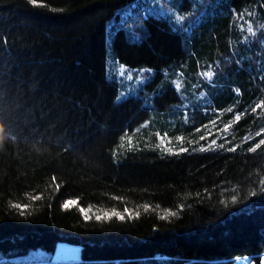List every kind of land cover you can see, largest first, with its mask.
<instances>
[{
	"label": "trees",
	"instance_id": "16d2710c",
	"mask_svg": "<svg viewBox=\"0 0 264 264\" xmlns=\"http://www.w3.org/2000/svg\"><path fill=\"white\" fill-rule=\"evenodd\" d=\"M0 122V264H261L264 0H0Z\"/></svg>",
	"mask_w": 264,
	"mask_h": 264
},
{
	"label": "rangeland",
	"instance_id": "374dc122",
	"mask_svg": "<svg viewBox=\"0 0 264 264\" xmlns=\"http://www.w3.org/2000/svg\"><path fill=\"white\" fill-rule=\"evenodd\" d=\"M149 11L151 12V8ZM41 254H42L41 252L33 253L31 256L33 257L41 256ZM52 257L55 262L66 260V259H78L80 257V248L77 246L66 244V243H59ZM234 264H253V263L250 261L249 258H240ZM261 264H264V257L262 258Z\"/></svg>",
	"mask_w": 264,
	"mask_h": 264
},
{
	"label": "snow or ice",
	"instance_id": "6c2138e0",
	"mask_svg": "<svg viewBox=\"0 0 264 264\" xmlns=\"http://www.w3.org/2000/svg\"><path fill=\"white\" fill-rule=\"evenodd\" d=\"M253 195H255V193H253ZM36 199H40V197H36ZM235 199V198H234ZM14 207L16 208H21V207H24L25 210H27L26 206H22V205H14ZM64 210H69V209H64ZM92 215H93V210L92 209H89L88 210V216L86 217V219H91L92 218ZM170 215H175V213H170ZM115 217H118L120 220H123L124 217L123 216H120L119 213H114V212H105L103 214H97L96 215V219L98 221H103L105 219L107 220H111Z\"/></svg>",
	"mask_w": 264,
	"mask_h": 264
},
{
	"label": "clouds",
	"instance_id": "9594fccd",
	"mask_svg": "<svg viewBox=\"0 0 264 264\" xmlns=\"http://www.w3.org/2000/svg\"><path fill=\"white\" fill-rule=\"evenodd\" d=\"M7 133L5 130V126L2 122H0V150L4 149L6 142H7Z\"/></svg>",
	"mask_w": 264,
	"mask_h": 264
}]
</instances>
